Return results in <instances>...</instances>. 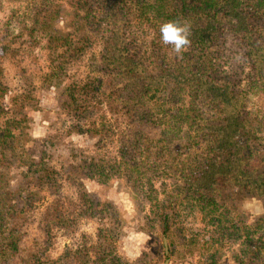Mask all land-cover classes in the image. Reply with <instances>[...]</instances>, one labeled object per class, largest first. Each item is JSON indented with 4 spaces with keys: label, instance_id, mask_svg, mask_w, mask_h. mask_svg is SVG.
<instances>
[{
    "label": "trees",
    "instance_id": "1",
    "mask_svg": "<svg viewBox=\"0 0 264 264\" xmlns=\"http://www.w3.org/2000/svg\"><path fill=\"white\" fill-rule=\"evenodd\" d=\"M26 4L24 15L11 12L0 23V263L21 248L27 216L40 196L22 183L35 177L39 188L59 199L61 188L75 187L78 205L69 215L96 220L102 227L95 243L66 246L53 258L47 253L52 226L66 225L71 219L61 210L57 220H50L47 210V243L27 264H127L112 246L111 237L121 233L116 231L117 220L110 218L115 211L86 190L84 181L107 189L124 176L134 189L142 178L163 175L174 180V187L170 196L150 205V223L159 225L164 238L169 235V220L180 209L191 207L204 216V230L211 234L206 242L239 244L232 256L234 264H264V148L259 137L264 115L253 123L260 109L247 107L249 97L264 93V0H29ZM64 4L75 13L67 26L58 27L56 15ZM169 21L190 25L191 45L177 58L181 65L175 69L163 61L150 66L137 34L144 28L160 30ZM95 43L100 45L98 54L88 65L100 77L62 84L57 106L74 122L61 133L44 135L35 158V151L27 148L32 118L25 108L38 110L37 91L55 80L61 82L68 65ZM37 48L47 49L51 66L38 77L39 87L19 63L42 55ZM229 52L236 74L219 62ZM6 61L24 77L23 93L10 98L9 108L2 102L10 90L4 83ZM214 90L227 95L233 117L226 114L225 105L214 103ZM185 91L193 98L189 109H174L167 115L165 104ZM92 101L104 103L116 125L124 127L118 155L89 154L70 138L88 133L100 139L105 133L103 128L81 129L95 113ZM10 170L22 180L16 191L8 190L4 182ZM251 197L263 203V212L253 220L237 208ZM101 222H107L108 229Z\"/></svg>",
    "mask_w": 264,
    "mask_h": 264
},
{
    "label": "rangeland",
    "instance_id": "2",
    "mask_svg": "<svg viewBox=\"0 0 264 264\" xmlns=\"http://www.w3.org/2000/svg\"><path fill=\"white\" fill-rule=\"evenodd\" d=\"M26 1L29 0H0V23L4 20L6 21V17L11 12H13L14 16L24 15L28 7ZM62 9L64 10L56 15L58 27L67 26L72 20V15L75 13L73 8L65 4ZM142 31V34H139L140 31L138 32L136 41L143 46L148 59L147 63L150 66H160L161 61L171 69H175L176 65H181L178 62L176 54L172 51V46L162 43L160 30L150 27L144 28ZM99 47L100 45L95 43V45L86 49L82 57L68 65L67 75L61 82L60 80H55L47 88L37 91L38 110L34 111L29 110L27 107L25 108L26 113L32 118L30 130L32 140L28 143L27 148H32L35 151V158H38L40 154V141L44 135L51 131L61 133L67 127L72 126L74 120L69 115L59 112L56 101L57 93L62 88V84L72 82L83 83L88 77L99 76L90 70L88 65L91 57H95L98 54ZM35 50L38 52L43 51L42 55H36L33 60H25L19 63L22 64L21 67H24L25 70H29V73L33 77L34 85L39 87L40 82L38 77L51 70V66L45 53L47 49L37 48ZM231 57L232 55L229 52L227 58L225 60L221 59L219 62L222 63L224 69L236 74L237 68L231 63ZM4 63V83L10 90L2 98V102L9 108L10 98L13 95L18 96L23 93L22 84L24 77L20 73H17L10 62L6 61ZM211 97L215 101V104L225 105L224 109L227 115L230 117L234 116L233 107L230 104V106L226 104L227 95L224 92L221 93L218 90H214V92H211ZM192 100L193 98L188 91H185L180 98L173 95L171 100L164 106L165 113L168 115L174 109L182 110L184 107L189 109ZM92 104L94 105L95 113L83 123L81 129L89 127L90 129L100 130L103 128L105 129V133L100 139L88 133H74L70 138L73 139L72 141L75 145L86 149L89 154H108L110 157L118 155L119 134L123 131L124 127L116 125L104 103L96 104L95 101H92ZM247 107L249 110L251 107L260 109L258 117L252 120L253 123L256 122V119L264 115V93L256 92L253 96L249 97ZM9 118L11 116L6 119ZM150 131L152 132V130ZM259 137L262 138L261 146L264 148V129L259 134ZM198 149L195 147L194 152H197ZM254 156H257V154H254ZM162 165H164L163 161L161 162ZM1 171L2 168H0V179L3 178ZM10 173L7 174L4 182L8 183V190L16 191L22 180L17 171L10 170ZM22 184L29 191L37 190L40 196L30 208L19 252L0 264H27L31 261L32 256L40 254L47 243L44 227L46 211H49L50 220H57L61 214V210L66 213H73L76 211L78 205L76 202V188L73 186L68 187L65 185L64 188H61L62 199H59L56 195L50 193L47 188H39L35 182V177H32L28 184ZM84 186L89 192L96 193L97 199L100 202H105L109 211H115V216H111L110 218L117 220L116 231H120L121 233H118L117 238L111 237L113 241L112 246L120 257H124L127 264H208L213 260H216L217 263L234 264L232 256L235 252H238L239 244H230L226 241L206 242L207 239H210L209 236L211 234L204 230V216L198 209L192 210L191 207H187L186 211L180 209L177 217L169 220V235L167 236L168 238L165 237L167 254L164 255V236L160 232L157 223H150L152 221V207L150 205L152 203L157 204V201L166 199L172 194L174 180L171 177L162 175L154 176L153 178H142L134 189L130 187L128 179L124 176L119 178V180H113L111 186L107 189H103L89 179L84 181ZM246 201L249 202L251 207H244ZM100 207L102 206L100 205ZM237 208L240 211L248 213L251 220H253L263 212V203L257 198H245L237 204ZM74 215L67 214V217L71 220L66 225L52 226L51 239L49 240L51 246L48 247L47 253L53 258H57L66 246L80 245L85 242L93 244L96 242L97 230L99 227H102L99 224L100 222L81 218L75 220L73 218ZM249 215L247 216L248 219ZM107 222H101V224L105 228L107 226L108 229ZM146 222L150 224L146 225ZM140 225L144 228H140ZM147 226H150L149 232L143 230ZM262 236L264 237V231H262ZM189 246L191 249L190 253L187 252Z\"/></svg>",
    "mask_w": 264,
    "mask_h": 264
},
{
    "label": "clouds",
    "instance_id": "3",
    "mask_svg": "<svg viewBox=\"0 0 264 264\" xmlns=\"http://www.w3.org/2000/svg\"><path fill=\"white\" fill-rule=\"evenodd\" d=\"M161 41L164 45H171L172 51L177 58H182L183 52L190 47L191 35L190 25L186 22L181 24L179 21L165 22L160 27ZM245 208L251 207L249 202L244 203Z\"/></svg>",
    "mask_w": 264,
    "mask_h": 264
},
{
    "label": "water",
    "instance_id": "4",
    "mask_svg": "<svg viewBox=\"0 0 264 264\" xmlns=\"http://www.w3.org/2000/svg\"><path fill=\"white\" fill-rule=\"evenodd\" d=\"M163 244H164V252L167 254V244H166V239H163Z\"/></svg>",
    "mask_w": 264,
    "mask_h": 264
}]
</instances>
